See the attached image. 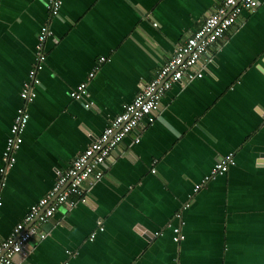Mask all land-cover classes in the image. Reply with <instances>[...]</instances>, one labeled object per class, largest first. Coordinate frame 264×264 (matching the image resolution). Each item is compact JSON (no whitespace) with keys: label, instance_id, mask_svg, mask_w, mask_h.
Masks as SVG:
<instances>
[{"label":"crops","instance_id":"crops-1","mask_svg":"<svg viewBox=\"0 0 264 264\" xmlns=\"http://www.w3.org/2000/svg\"><path fill=\"white\" fill-rule=\"evenodd\" d=\"M220 2L62 0L51 17L45 0H0V161L38 30L52 32L1 188L0 237ZM238 20L202 58V76L173 83L155 121L110 153L102 178L39 226L47 236L29 239L22 264H264V0ZM81 82L88 97L78 101L70 91ZM230 152L234 164L193 192ZM174 225L184 234L178 244Z\"/></svg>","mask_w":264,"mask_h":264},{"label":"built area","instance_id":"built-area-1","mask_svg":"<svg viewBox=\"0 0 264 264\" xmlns=\"http://www.w3.org/2000/svg\"><path fill=\"white\" fill-rule=\"evenodd\" d=\"M61 5L62 0H45L46 9L51 17L59 15ZM256 6L257 0H221L217 10L208 15L182 45L173 49L171 56L159 67L154 77L144 84L134 98L123 106L122 111L107 123L102 132L74 157L70 165L59 173L50 190L29 206L25 216L14 226L10 235L0 237V264H22L29 239L36 234L41 239L47 236V233L39 232V226L46 223L60 206L69 210L78 199L83 198L85 184L102 178L110 153L123 138L134 129L143 126V123L152 124L155 121L159 101L173 83L183 78L187 81L200 78L204 70L202 58L212 44L224 35L229 26L239 24V15L243 10H253ZM51 34L47 24H42L37 33L34 63L20 90L22 103L16 109L1 153L0 193L5 174L15 163L16 154L23 141V133L29 119L27 104L36 97L35 87L40 83L38 73L46 61L45 43ZM99 61H104V58H99ZM70 96L78 101L87 99L85 82L71 89ZM84 106L90 107L91 102H85ZM261 116L264 120V112ZM137 141L138 138L135 139V142ZM233 164L234 158L231 152L219 157L211 166L209 175L204 176L193 186V192L198 191L211 178L226 172ZM154 165L155 162L150 163L152 173L155 172ZM1 204L0 195V206ZM188 206L189 203L186 202L182 209ZM180 215L179 212L177 217L180 218ZM180 226L168 227L171 239L176 244L184 239ZM162 234V231L153 232V235L157 236ZM93 236L92 233L90 239Z\"/></svg>","mask_w":264,"mask_h":264},{"label":"water","instance_id":"water-1","mask_svg":"<svg viewBox=\"0 0 264 264\" xmlns=\"http://www.w3.org/2000/svg\"><path fill=\"white\" fill-rule=\"evenodd\" d=\"M141 230H143V227L138 225V231L141 232ZM144 234H146V236L150 237L152 234L150 231L146 230L144 231Z\"/></svg>","mask_w":264,"mask_h":264}]
</instances>
